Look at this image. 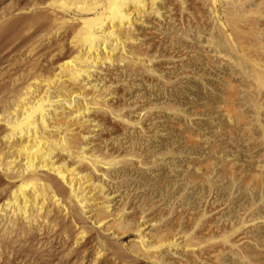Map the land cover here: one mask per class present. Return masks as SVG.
Masks as SVG:
<instances>
[{
	"label": "bare ground",
	"instance_id": "1",
	"mask_svg": "<svg viewBox=\"0 0 264 264\" xmlns=\"http://www.w3.org/2000/svg\"><path fill=\"white\" fill-rule=\"evenodd\" d=\"M196 1L212 7L224 40L254 50L248 59L262 79L264 18L256 14L264 2L259 13L245 0ZM217 4L230 7V21ZM161 5L172 14L166 0H0V264H217L224 250H243L248 237L240 232L235 243L226 238L237 231L219 241L210 221L197 237L195 229L175 234L163 223L175 220L154 219L168 217L164 205L114 199L121 162L93 151L100 119L130 126L110 103L115 82H104L110 67L147 68L134 47L162 17ZM129 235L138 240L120 243Z\"/></svg>",
	"mask_w": 264,
	"mask_h": 264
},
{
	"label": "rangeland",
	"instance_id": "2",
	"mask_svg": "<svg viewBox=\"0 0 264 264\" xmlns=\"http://www.w3.org/2000/svg\"><path fill=\"white\" fill-rule=\"evenodd\" d=\"M195 1L185 0L183 4L166 0L174 15L161 5L162 17L146 28L151 33L138 35L134 48L146 55V69L130 64L109 68L108 73L115 77L107 76L109 81L106 78L103 82L117 85L112 84L114 99L110 103L118 108L115 110L121 109L122 120L127 118L130 126L126 128L127 121L120 124L112 117L102 118L105 122L100 119L103 127L97 133L100 140L94 139L99 143L102 140L104 145H91L97 154L115 155V160L121 162L115 171V177H120H116L118 188L112 190L116 192L114 199L126 200L127 195H134L131 201L136 206L143 203L155 210L164 205L162 213L168 217L154 219L157 223L175 220L172 225L163 222L172 229L176 227L175 234L195 229L197 234L193 235L197 237L204 228L200 224L210 221L217 231L211 237L220 235L219 241L223 235L225 238L237 231L235 237L232 235L234 242L233 237L226 239L235 243L240 233L248 237L244 247L240 246L243 250H224L217 264H264V76L260 81L248 59L254 50L224 40L217 19L209 11L212 7L203 8ZM244 2L245 7L259 13L264 4V0ZM220 6L215 8L225 20L230 7ZM261 12L256 15L264 18V7ZM129 66L137 70L131 71ZM126 207L130 211L129 205ZM134 239L138 237L129 235L120 243L127 245Z\"/></svg>",
	"mask_w": 264,
	"mask_h": 264
}]
</instances>
